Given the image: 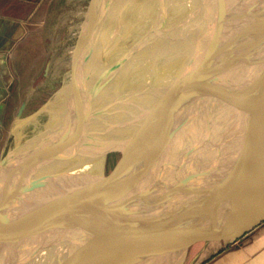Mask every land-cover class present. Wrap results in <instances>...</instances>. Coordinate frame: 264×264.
<instances>
[{
    "label": "water",
    "instance_id": "1",
    "mask_svg": "<svg viewBox=\"0 0 264 264\" xmlns=\"http://www.w3.org/2000/svg\"><path fill=\"white\" fill-rule=\"evenodd\" d=\"M122 2V0H105L103 3V7L105 6L104 11L102 13L99 11L100 14H96L100 17L93 31L90 50L97 54L95 59L97 65L95 68L90 64L91 59L94 60V56L87 57L90 64L87 72L90 76L89 91L87 102L82 107L80 115L75 119L77 125L65 126L61 134H56L54 137L52 136L53 138L47 139L45 143L41 144L39 151L34 156L27 158L24 163L6 174H2L0 168V246H3L11 238V232L17 227H22V229L29 227L28 231L29 229L32 231L26 232L24 241L29 239L31 235L36 240H42L47 235V230L52 229L50 227H54L53 229L56 231L57 226L61 224L62 216L64 217L66 216L65 213L72 212L74 213L73 218L78 220L77 227H71L73 236L65 240V237L69 234L64 232L63 243L58 244L61 250L58 251V254L51 256L49 262L65 264L63 262L77 257L78 264H88L89 258L95 254V251L92 255H89V252H91V245L97 239L96 235L89 237L86 242L87 246L83 245V247H86V250L84 249L86 252L82 250L85 255H82L81 245L77 246L75 240L78 238L77 235L75 236V233L79 230L78 226L87 216V213L79 216V209H76V205L80 201L77 198L82 194L85 195L88 189L85 188V191L84 189L79 191L76 184L74 188H70L72 181L75 179H71L73 170L60 169L59 162L61 161L60 158L62 160L65 157L67 159L71 158L80 149L82 141L85 143L93 141L92 139L95 136L90 134V124L96 118L98 112H101V110L105 112L111 98L113 100L115 98L103 96L100 99H95L99 90L101 91L108 84L104 77L101 79L96 77L99 71L98 68L106 63L110 69L112 67L117 69V65L112 64L110 61V56L105 58L103 51L107 52L110 44L100 40L98 27L105 20V23L108 22L109 19L106 18H108L110 10L113 7L115 9L121 8L119 6ZM135 2L139 1L131 0L130 4ZM150 2L151 4H146L145 7H154L155 10V0ZM199 6L200 11L201 5ZM100 8L102 10V6ZM251 14H254V19L250 17ZM189 17L188 28L183 30L182 35L184 37L178 43L177 53L173 56L175 61L173 65L170 64L172 70L168 71L167 66H164L161 73H159L158 82L163 85H156L155 77H151V80L150 78L143 79V84L136 83L137 85H135L139 92L143 91V94L141 93L135 99H130L132 102L128 104L130 112H133L132 105L138 108L136 113L132 116H125L121 112L120 120L115 115L106 117L109 122L113 123L112 127L121 126V131H126V128L132 127L134 121H138L137 124L140 123V125H137L136 131L128 132L122 137L119 136L116 141H109L104 144L101 150L104 157L101 173L103 180H111L114 176L119 175L123 170L125 157H128L129 153L134 152L137 154L139 152V155H141L139 160L144 162L141 167H146L144 170L146 171L145 175L149 176L148 181L151 179V184H153L151 189L154 195L152 211L147 213L140 210L143 206L140 204L138 216H135L137 212L132 216L130 215V219L134 220L141 217L140 220L142 219L144 222L138 228L136 238L133 236L132 247L121 258V264H179L187 248L190 226L202 211L221 206L264 182L263 116H260L261 127L258 137L262 140V153L260 156H255L260 151L259 145H257L256 148H251L252 151L247 149V152L243 153V157L237 163H231L226 172H218L216 166L212 165L209 183L204 182L201 184V182H197L195 177L196 162L191 150L188 151L187 149V152H184L183 147L177 146V150L181 148L180 151L183 153L181 155L180 152L177 157L167 152L168 139H178L176 136L179 135L180 128H182L181 119L187 113L184 110L189 108L192 102L195 103L199 98L205 97L208 93L210 94V91L222 89L228 82H231L227 78L232 73L238 75L243 68L245 70L251 68V71L252 69L257 71L260 68L264 70V0H212L208 15L209 19L204 21L205 23L199 21L195 16ZM157 24L156 21L154 27H158ZM171 37L174 38L175 35ZM48 69L49 61L45 63L42 76L47 74ZM168 73H174L175 76L177 73V76L173 77L172 83L169 84L165 82ZM139 86L141 87L139 88ZM156 86L160 88L157 94L154 95L153 93L151 96L149 95L150 97L148 94H144L145 91L151 93ZM94 99L95 101H93ZM104 100H107V105L100 106ZM250 100H252V94H250ZM122 105L121 107H123ZM23 107L24 103L18 109L17 116L21 115ZM100 121L103 125L101 133H99L101 135H96L94 141H100L99 139L103 138L104 135V128L108 127L105 125L106 121L104 124L103 120ZM249 123L250 125L252 123L250 117ZM114 124H117V126H114ZM251 126L247 127L248 136L254 132ZM145 137L148 144L152 146L144 150L142 147L148 145H145ZM259 142L256 139L255 145ZM254 149L258 152L254 153ZM113 151L117 152L120 157L113 171L105 176L104 164L106 157L108 153ZM17 152L16 148L12 155L4 157L1 165L5 169H10L11 165L9 163L15 161ZM166 166L174 169L170 180L165 178L163 174V168ZM259 168H261L260 173L257 171ZM142 178V171L139 172L138 170V175L135 174L133 181H130V184L136 189V195L141 192V186L144 187L142 182L145 178L143 180ZM144 216H146L145 219ZM79 217L81 218L79 219ZM259 221V219L252 222L241 220L240 228L231 237L232 241L250 232ZM34 223L40 227L39 230L31 226ZM37 231L42 232L40 236H38ZM106 231L108 230L106 229ZM27 236L29 237L27 238ZM50 236H54V234ZM55 240L53 241L51 238L45 242L43 241V243L48 247L60 242L57 239ZM30 241L28 242L29 250L30 246L34 247L36 244ZM14 244H16L15 241ZM61 244L64 247H61ZM38 245H40V247H36L38 254L36 252L37 255H33L31 258L36 259L37 256V260L43 261V255L41 257L40 253L46 247H42L43 244L40 243ZM65 247L71 248L66 252L71 254L68 257L63 253ZM39 248H41V251L38 250ZM23 255V253L16 255L11 264L20 262Z\"/></svg>",
    "mask_w": 264,
    "mask_h": 264
},
{
    "label": "rangeland",
    "instance_id": "2",
    "mask_svg": "<svg viewBox=\"0 0 264 264\" xmlns=\"http://www.w3.org/2000/svg\"><path fill=\"white\" fill-rule=\"evenodd\" d=\"M183 1L184 2L181 3L180 0H155V10L154 7H144L135 18L139 21L141 20L143 23L144 21H148L145 25L150 23L151 28L148 29L149 26L145 27L147 29L144 27L142 29L141 27L135 28L132 31L135 35L133 34V36H130V33L127 34L126 39L128 38L127 40L129 41H132L131 39H134L137 33V38L139 35L142 36L135 49L126 53H121L122 57L120 56L118 58H121V63L136 68L137 66H140L139 69H144L145 66H151L152 68L149 70H154L158 65L157 62H159V58L164 59L169 46L173 45L175 41L183 39L184 36L182 35V32L188 28L189 16L191 15L187 12L186 7H191L192 5L187 6L185 3L186 0ZM194 3L197 8H200L199 0H195ZM148 4H151V2ZM206 4L207 8H210L212 0H207ZM38 5H40L39 9L33 13L32 10ZM101 5V3L97 5V0H32L29 4L24 5L23 11L15 9V14L20 12V15L22 16L19 20L21 21L23 28L14 24V29L19 30L20 33L23 30V33L20 34L22 39L18 42L16 41L17 43L15 42V45L17 46H15L14 51L12 50L13 53L10 55V60H8L9 70L12 72V81L7 95H4L5 92L1 87L0 82V168L2 169V174H6L8 171H11L25 162L27 156L29 157L28 150H33L32 147H28V142L31 140L30 137L32 133H35V131L40 133L44 128L45 123H48L52 119H56L63 114L65 107L73 104L74 99L82 91L84 83L73 85L71 82V75L70 73H67L69 72V66L72 62L69 50L77 42V32L81 30L78 29L80 23L87 19L89 14H98ZM17 18L18 17L15 16V19ZM156 21L158 27H154ZM133 23L135 24V22ZM172 35H175V37H171ZM47 61H49V69L47 74L42 76L41 73ZM262 71L264 70L261 68L257 71H253V69L251 71V68L248 70L243 68L238 75H235L234 73L231 75L241 100V107L237 108L241 117L238 124L239 131L236 138L240 137L242 134L245 135V133V136H248L246 124L249 121V117L253 121L256 119L258 120L256 126V128H258L254 130L252 129L254 132L249 134L245 143L243 140V143L239 144V147L236 146V150L241 151V153H238L237 156H235L233 152H227L229 157L226 155L228 159H225V163L222 161L223 158H225L224 151L228 150V148L230 149L231 143L227 144V146L225 145L223 147L224 150L218 148L220 154H217L216 157L213 146L209 147L208 143L206 144V142L203 141L204 135H208V132H204V129L206 128V119L210 117V113L212 112L209 108L214 110L217 119H223V117H226L225 108L221 105L220 108L223 109H218L219 99L215 94L217 90L210 91V94L208 93L205 97L199 98L198 101L194 103L195 108H192L193 110L191 113H185L186 115L183 117L182 122L186 125L187 129L186 133L184 131L185 137L183 136L184 143L182 145V150L187 152V149H189L193 152L196 162L195 177L197 182H201V184L204 182H210V170L213 165L212 161H209L211 156H215V161L222 169L221 171H217L226 172L231 163H237V161L241 159L242 154L245 152V149L242 150V148L249 146V144L252 145V149L259 145V152L254 149V153L258 152L257 155L255 154L256 157H259L262 153V140L258 138L261 127L260 116H263L262 118L264 119V113H261L262 110L264 112V105L262 104V101H264L262 99V97L264 98V73ZM112 83L113 81H111V86ZM229 87L231 88L232 85H229ZM130 89L132 90L127 91L126 89H123L121 90L122 93L120 91L119 94L115 96V99L111 101L112 104L111 107H109L108 115H111V111L113 115L121 102L123 107L119 109V115L117 117L121 119V112H123L125 116H132V114L136 113L138 108H136L135 105H132L133 112H130V106L128 104L132 102L130 99H135L138 96L136 91H133L137 90V87H132ZM250 94H252V100H250ZM258 98L262 99V101H258ZM22 103H24L23 110L21 115L17 116L18 109ZM258 103V110L255 111L257 108L255 105ZM197 113L203 115L199 116ZM251 113L252 116H254V113L257 116L252 118ZM193 118L195 119L193 120ZM219 125H221L220 121ZM262 125H264V122ZM36 126H39V129L34 130ZM130 129L131 127L126 128V131H123L122 134L115 137L112 136L109 141H116L119 136L122 137L128 132L130 133ZM216 136L218 139L217 141H221L223 136L218 134H216ZM18 137H20V141ZM256 139L260 142L255 145ZM145 147L146 146L143 147L144 150L146 149ZM16 148L18 152L15 161L9 163V165H11L10 169H5V167L1 165L4 157L12 155ZM252 149L250 148L251 151ZM110 153L108 157H106L107 162L105 161L104 164L105 176H108L113 171L120 157L118 154L111 155ZM178 154L179 153H174L173 155L177 157ZM140 157L141 155L137 156L136 160L140 159ZM129 160L130 158L119 175L114 176V178H111V180L106 182L105 189L108 195L113 192L115 184L127 168ZM219 167L217 169H219ZM257 171L260 173L261 168ZM148 177H146V175L144 176L145 180L142 182V184L144 183V187L148 184L151 185V179L148 181ZM144 178H142V180ZM167 178L170 180L171 176ZM144 187L141 186V191L144 190ZM263 187L264 182L246 192V199L241 197L243 200L237 201L236 197V200H229L226 204H223L226 205L224 206V210L222 207L223 205L213 208L218 209L219 217H221L220 212L223 211L222 214L224 217L220 220L221 229L224 230L225 226L228 225L239 227L241 225V220L249 219L252 221L254 216L255 219L253 221L257 219L256 216L258 215L262 217V215H264V193H259L256 189L260 188V191ZM150 188L152 187H149L148 189ZM148 189H146L147 192L145 190L140 194L143 200L147 199V195L149 194ZM135 190L131 192L130 195L134 196L136 193ZM141 198L138 197L129 207L127 221L130 215L132 216L133 211L137 210V207L140 206V201H138L137 204V200ZM151 210L152 209H149V212H151ZM208 211H210V209ZM127 221L124 235L125 238L123 236L124 248L122 247V249H124V252L122 253L120 248L119 262L125 252L131 249V237L133 238L135 233L131 228L130 223L128 224ZM97 223H99V221ZM109 247L108 253L114 256L116 249L112 247V245ZM54 248L55 247H53V249ZM53 249L49 247L47 251ZM102 255L99 253L93 254V256L89 258L88 264H110L112 258L111 255L110 258L107 256L103 257ZM192 255L188 256L184 263H187ZM0 264H2V262Z\"/></svg>",
    "mask_w": 264,
    "mask_h": 264
},
{
    "label": "bare ground",
    "instance_id": "3",
    "mask_svg": "<svg viewBox=\"0 0 264 264\" xmlns=\"http://www.w3.org/2000/svg\"><path fill=\"white\" fill-rule=\"evenodd\" d=\"M104 1L105 0H97V5L100 3L102 4L101 5L102 10H100V13H102L104 11L103 10L105 8V6L103 7ZM122 1L123 2L119 6L121 8L115 9L113 7L112 10H110V12H109L108 18H106L107 20L109 19L108 22L105 23L106 22V20H105V22L102 23L98 27V34L100 36V40H104L106 42H109V44H110V47L107 48L108 51L107 52H105V50L103 51L105 58L107 56L108 57L110 56V58H109L110 61L112 62V64L117 65V69L115 67H112L111 69H113V70H111L109 67H107L106 63H105V65H102L100 68H98L99 71L97 70L98 73L96 74V77L97 78L99 77L98 79H101L102 77H104L106 79L105 81H107L108 84H107V87L103 88L101 91L99 90V93H98V95H96V98H95L96 100L100 99L103 96L115 97L120 92V86H121V90L126 89L127 91H131L132 89H130V88L136 87L135 86V85H137L136 82L141 85V84H143L142 81H144L143 79H145V78H150V80H151V77H155V81L157 82L155 84L156 85L157 84L163 85L160 82H158L159 81L158 80L159 79V73H161L164 66L165 67L167 66L168 71L172 70L171 66L173 65V62L175 61L173 59V56H175V53H177V49L179 46L178 43H180L182 40V39H179L178 41H175L176 43L174 42L175 44L173 43V45L169 46V49L167 50L166 56L164 57V59L159 58V62H157L158 65L153 70V72L151 70H149L152 68L151 66L150 67L145 66L144 69H139L140 66H137V68H136V67H131L129 65L121 63V58L118 59L121 56V53H126V52H129V51L135 49V47L138 46L139 41L141 40V36H142V35H139V37L137 38V36H138L137 35L138 33H137L135 38L131 39L132 41H129V40H127L128 38L126 39L127 34L130 33V36L131 35L133 36L134 33H132V31L135 28L141 27V29H142L143 27L145 28L147 26H149L148 29L151 28L150 23L145 25L148 21L147 22L144 21V23H143L141 20L139 21L135 18L137 16V14L151 0H138L139 2H135L134 4L133 3L130 4L131 0H122ZM125 1H127V2H125ZM180 2L183 3L184 1L180 0ZM194 2H195V0H186L185 3L187 6L192 5L191 6L192 8L186 7L187 12L191 16H193V17L195 16V18H198L199 21L205 23L204 21L209 19L208 15L210 12V8H207V6H206L207 0H199V5H201L200 11ZM125 3H127V4H125ZM99 17H100V15H96L95 13L89 14L87 19H85L84 21H82L80 23V25L78 26L79 27L78 29H81V30L77 32V37H76L77 42L69 50V55H70L72 62L69 66V72H67V73H70L71 82L73 83V85L84 83L82 91L74 99L73 104L65 107L63 114H61L56 119H52L48 123H45L44 128L43 129L41 128L42 131L40 133H38V131H35V133L34 132L32 133V135L30 137L31 140H29V142H28V147L29 146H30V148L32 147L33 150L32 149L28 150L29 157L27 156V158L34 156L36 154V152L39 151L41 144L45 143V141L47 139L53 138L54 135H56V134H58V135L61 134L63 132L65 126L71 127L72 125H74L75 119L80 115L82 107H84V105L86 104L87 94L89 91L88 83H90V76L87 73L88 67H90V64H91L93 67L96 68V65H97V62L95 60L97 54L91 52L90 48H91L92 38H93V34H94L93 31H94V28L96 26V23H97ZM250 17L252 19H254V14H251ZM133 22H135V24ZM132 25H134V26H132ZM145 29H147V28H145ZM100 31H101V33H100ZM142 34H143V32H142ZM98 51H99V49H98ZM91 55H92V57L94 56L93 57L94 60L91 59V63L89 64V60L87 61V57H90ZM113 55H114V57L112 58ZM171 63H172V65L170 66ZM262 72L264 73V71H262ZM173 74H169V73L167 74V76H166L167 78L165 79L166 83H168V84L172 83V81L174 80L173 77L177 76V73H176V76ZM227 79L231 82H228L226 86H224L222 89L217 90L215 92L216 97H218V99H219L218 109L222 105L226 110V117H223V119L218 118L220 123H221V125H219V121L214 114V110L209 108V110H211L212 112L210 113L211 114L210 117L208 119H206V128L204 129V132H208V135L206 136L203 134L204 135L203 141L206 142V144L208 143L209 147L213 146L216 157H217V154H220L219 149L224 150L223 147L225 145L227 146V144L231 143L230 149L228 148V150L224 151V155H225L224 157L225 158H223V160H222V161H224V163H225V159H228L226 157L227 152L228 153L233 152V154H235V152H236V154L241 153V151L237 152L236 146L239 145L240 140H244V143H245V141L247 140V137H248V136H245L244 134H242L240 136V139L235 140V137L239 131L238 130V124H239V120L241 117V114L239 113V110L237 108L241 107V100L239 98V94H238L236 85H235L234 81L232 80L233 79L232 76L228 77ZM111 81H113L112 86H111ZM133 82H135V83H133ZM166 83H164V84H166ZM229 85H232V87L230 88ZM157 87L158 86H156V88ZM156 88L154 90L150 89V90H152L151 93H149V92L146 93V91H145L144 94H146V95L148 94V96L149 95L151 96L154 93V95H155L158 93L157 91H159V89H160V88H157V89ZM133 91H136V94H138V95H140L143 92V91L139 92L138 90H133ZM95 99L93 101H95ZM262 99L264 100L263 97H262ZM262 99L258 98V101L261 102ZM112 100H113V98H111V100L108 102V106H107L108 108L105 110V112L103 110H101V112H98L96 118L90 124V127H91L90 128V134L97 137L98 135H101L99 133H101V129H102L101 127L103 126V125H101L102 122L100 120H103V124L106 121L105 125L108 127L104 128L105 131H104L103 138L99 139L100 141H94L96 139L94 137L95 139L93 138L92 142L89 141L87 143L82 141V143H81L82 145H81L80 149L77 152H75V154L73 156H71V158L68 157L69 159H67L65 157V158H63V160L60 158L61 161L59 162V166H60L59 168L60 169H67L68 168L70 170H73V173L71 174V179L72 178H75V179L72 181L70 188H74L75 187L74 185L76 184L79 191H82L83 189L85 191L86 189H88V191L86 192L85 195L82 194V195L78 196L77 200H79L80 202H79V204L76 205V209L77 208L79 209V212H78L79 216H83L87 213V216L84 219V221L78 226L79 230L75 233V236L77 235V237H78L77 239H75L76 245L77 246L81 245V253H82V250H84V249L86 250V247L85 246L83 247V245L87 246L86 242L89 239V237H91L92 235H96L97 239L91 245V252H89V255H92L95 251V253H99L101 255L103 254L102 255L103 257L107 256L108 258H110L111 254L108 253L109 252L108 248H110L109 246L112 245V247H114L116 249L115 250L116 252H115L114 256L111 255L112 258H111L110 264H121V258H120V262H119V255H120L119 250L121 248V252L122 253L124 252V249H122V247L124 248L123 236L125 235L126 221H127V215H128L129 207L138 197L141 198L140 194L143 191H145L149 187H152L153 184L146 185L144 190L141 191L140 193H138V195H136V194L134 196L130 195V193L135 190V188L132 186V184H130L131 183L130 181H133L132 179L134 178L135 174L138 175V170H139V172L142 171L143 178H144L145 172H146V171H144L146 167H141V165L142 166L144 165V162L140 161L139 159L136 160L137 156H139L140 153L138 152L136 154V153L132 152V153H129L128 157H125V162L123 163L122 169H123L124 165L126 164V162L128 161V159L130 158L129 163H128L125 171L121 174V176L117 180L113 192L110 195H108V193L106 192L105 184L108 180L104 181L103 177L101 176L103 163H104V157L101 153V150H102L104 144L109 142V140L111 139L112 136L113 137L118 136V135L122 134V132H123V131H121V126L115 127V128L112 127L111 125L113 123L109 122V120L106 118L107 116H109L108 112H109V107H111V104H112L111 101ZM104 104L107 105V100L102 101L100 106H105ZM262 104L264 105V101H262ZM121 105H122V102L119 103L118 108L116 109V112L113 114V115H115V117H117L119 115L118 111L121 108ZM258 105H259V103L257 105H255V107L257 106L255 111L258 110ZM192 108L193 109L195 108L193 102L189 106V109L186 108L184 111H187V113L190 114L191 111L193 110ZM220 109H223V108H220ZM100 113H102V114H100ZM261 113H264L263 110L261 111ZM198 115L201 116L203 114H198ZM111 116H112V111H111ZM255 116H257V115L254 113V116H252V117H255ZM194 119L195 118H193V120ZM119 120H120V118H119ZM199 120L201 121L200 118H199ZM178 121H180V120H178ZM137 122L138 121L134 122L133 126L130 129V132L136 131L137 125H140V123L137 124ZM257 123H258L257 119L255 121L252 120V123H251L252 126L251 127L253 128V130L256 129ZM171 124H172V122H171ZM173 124H175V123H173ZM75 125H77V124H75ZM114 126H117V124H114ZM246 126L247 127L250 126L249 121L246 124ZM38 127L36 126L34 130L39 129ZM180 129H181V131L179 132V135L177 134V136H176V137H178V139L177 138L173 139V140H171L170 138L168 139V150H167V152L169 154H174V153L180 154V152H181L180 151L181 148L179 150H177V146L182 147V145L184 143V141H183L184 135H182V133H184V131L186 133V129H187L186 125L183 122H182V128H180ZM244 133H245V131H244ZM216 134L223 136L221 141H217L218 139H217ZM19 138L20 137H18V139ZM144 139H145V145H147L148 141H146L147 140L146 137ZM20 140L21 139H19V141ZM137 146H139V145H137ZM149 146H152V145L148 144L145 148L148 149ZM251 146L252 145L249 144V146H247V147H244V148L240 147V148H242V150L245 149L244 151L247 152V149L252 148ZM133 149H131V150H133ZM149 150H151V149L149 148ZM188 151H189V149H188ZM231 153H230V155H231ZM181 155H183L182 152H181ZM227 156L229 157V155H227ZM20 158H21V156H20ZM215 159H216L215 156H213V157L211 156V158H209V161H212V164L215 165L216 169H217L219 166H218V163L215 161ZM180 160L182 161V158ZM13 167H15V166H13ZM139 168H141V169H139ZM163 170H164L163 174H164L165 178L172 176L173 171H174V169L167 167V166L165 168H163ZM217 170L221 171L222 169L219 167V169H217ZM77 175H79V176L77 177ZM146 177H148V175ZM86 184H88V186H86ZM151 189L152 188H150V191H149V194L147 195L146 200L145 199L143 200V198L137 200V204H138V201H140L139 204H141L143 206H142V208H140V206H139V207H137V210L133 211V214L135 212H137L135 214V216H138L139 208H140V210L147 212V213H149V209H153L152 205L154 204L153 203L154 195H153ZM65 214H66V216H64V217L62 216L61 224H59L57 226V230L55 231V229H53L54 227H50L52 229L47 230V232H46L47 235H45L42 240H38V239L36 240L31 235V237H30L31 241H30V238L26 239V241H24L26 238V232L28 231L29 227H27V229H22V227H17L16 229H14V231L11 232V234H10L11 238H9L6 241V243H4L3 246L2 245L0 246V263L2 262V264H11L16 255L23 253L24 255L21 257L22 260L20 259L21 261L19 260L20 262H17L16 264H53L52 262H49V261L51 260V256L58 254V251L61 250L59 248L58 244L63 243L62 238L65 237L64 232L69 234L68 236L66 235L67 237H65V240H68L73 236L71 227H77V221L78 220L73 218L74 213L70 212V213H65ZM130 217L128 218L127 223L128 224L130 223L131 228L135 232L133 236L138 235V230H139L138 228H140V226L143 224L144 221L142 219L140 220L141 217H138L139 219H134V220L130 219ZM145 217L146 216H144V219H145ZM80 218L81 217H79V219ZM98 221H99V223H97ZM95 223H97L99 225H97ZM31 226H33L34 229L35 228H37V230L40 229V227L35 223L32 224ZM65 228H66V230H65ZM106 229L108 231H106ZM104 231H106V232L102 233ZM28 232H32V231L29 229ZM37 232L39 234L38 236H40V234L42 233L41 231H37ZM43 233H45V232L43 231ZM51 234H54V236L49 237V235H51ZM28 237L29 236H27V238ZM51 238L53 239V241H56L55 239H57L60 242L54 243L53 245H50L47 247V245L45 243H43V241L45 242ZM124 238H125V236H124ZM134 238H136V236ZM39 239H40V237H39ZM109 239H110V241H109ZM131 239H132V237H131ZM28 240L31 243H36L34 247L30 246V250H29V243H28L29 241ZM8 241H11V242H8ZM14 241L16 244H14ZM38 243L43 244L42 247H46L43 249L44 251H47L49 247L52 249H53V247H55L53 250H50L47 252L41 251L40 250L41 248L38 249L41 251V253H40L41 257L43 255V261L39 260V259L37 260V256L35 257L36 259L31 258V257H33V255L38 254V251L36 249L37 246L40 247V245H38ZM100 245H101V247H100ZM61 247H64L63 244H61ZM63 249H64L63 253H65L67 257L69 255H71L70 253H68V254L66 253L68 251V249H71V248L65 247ZM21 250L22 251L26 250L27 252L26 251L22 252ZM36 252H37V254H36ZM78 254L80 257V255H81L80 251ZM82 255H85V254L82 253ZM63 263H65V264H78V258L75 257L73 260L72 259L67 260ZM85 263H86V261H85Z\"/></svg>",
    "mask_w": 264,
    "mask_h": 264
},
{
    "label": "crops",
    "instance_id": "4",
    "mask_svg": "<svg viewBox=\"0 0 264 264\" xmlns=\"http://www.w3.org/2000/svg\"><path fill=\"white\" fill-rule=\"evenodd\" d=\"M31 1L0 0V82L5 92L4 95L9 93L12 81V72L9 70L8 60H10V55L17 46L15 42L22 39L20 34L23 33V30L20 33L19 30L14 29V24L23 28L19 20L22 16L20 12L15 14V9L23 11L24 5ZM39 7L40 5L36 6L32 12L34 13ZM15 16L18 18L15 19ZM238 139L240 137H235V140ZM241 143L243 140H240L239 144ZM259 189L256 190L259 193H264V187L260 191ZM241 197L245 198V193L239 195L237 201L243 200ZM208 210L202 211L191 224L187 237V248L179 264H264V215L262 217L256 216L260 221L250 232L232 241L231 237L241 225L239 227L228 225L223 230L220 227V220L224 217L223 211L220 212L221 217H219L218 209ZM252 219L254 220L255 216ZM247 221L252 222L249 219ZM190 255H192L191 259L184 263Z\"/></svg>",
    "mask_w": 264,
    "mask_h": 264
},
{
    "label": "flooded vegetation",
    "instance_id": "5",
    "mask_svg": "<svg viewBox=\"0 0 264 264\" xmlns=\"http://www.w3.org/2000/svg\"><path fill=\"white\" fill-rule=\"evenodd\" d=\"M42 74V73H41ZM111 155H114V154H118L117 152H115V151H113L112 153H110ZM108 155H109V153H108ZM108 155H107V157H108ZM119 155V154H118ZM106 162H107V159H106Z\"/></svg>",
    "mask_w": 264,
    "mask_h": 264
}]
</instances>
